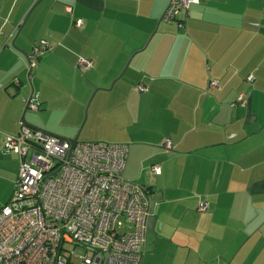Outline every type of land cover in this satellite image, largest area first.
I'll return each instance as SVG.
<instances>
[{"label":"crops","instance_id":"0c3cea01","mask_svg":"<svg viewBox=\"0 0 264 264\" xmlns=\"http://www.w3.org/2000/svg\"><path fill=\"white\" fill-rule=\"evenodd\" d=\"M167 4L0 0V207L19 166L5 137L24 117L128 145L123 175L159 198L138 264H264V0H200L182 27L161 20Z\"/></svg>","mask_w":264,"mask_h":264},{"label":"built area","instance_id":"2783aa9c","mask_svg":"<svg viewBox=\"0 0 264 264\" xmlns=\"http://www.w3.org/2000/svg\"><path fill=\"white\" fill-rule=\"evenodd\" d=\"M200 0H168L161 20L183 21ZM70 11V8H67ZM77 27L81 20L74 23ZM51 50L41 39L28 54L30 74ZM76 66L92 62L79 57ZM252 77L249 76L248 79ZM211 88L218 82L211 80ZM140 91L146 87L139 84ZM240 92L232 105H246ZM32 99L26 108L36 109ZM4 147L19 157L17 179L0 207V264H138L145 245L150 196L148 188L123 175L126 143L78 141L20 124L6 135ZM164 147L171 148L170 141ZM150 172H160L158 164ZM206 208L200 203L199 210ZM80 250V253H76Z\"/></svg>","mask_w":264,"mask_h":264},{"label":"water","instance_id":"95a60500","mask_svg":"<svg viewBox=\"0 0 264 264\" xmlns=\"http://www.w3.org/2000/svg\"><path fill=\"white\" fill-rule=\"evenodd\" d=\"M22 122H23L25 125H27L28 127H30V128L38 129V130H42V129H40V128H38V127L32 125V124L27 123V122L25 121L24 117H22ZM42 131L45 132V133H48V134L56 135V134H54V133H51V132H48V131H45V130H42ZM56 136H58V135H56ZM59 137H61V136H59ZM62 138H64V137H62ZM67 140L71 143V145H74L75 143L78 142V134H76V136L73 137V138H67ZM158 199H159V198H158L156 195L153 196V197H150L149 217H148V221H147V230H148V231H152V230H153L152 227H153V224H154V218H155V216L153 215V214H154V205H155V203L158 201Z\"/></svg>","mask_w":264,"mask_h":264},{"label":"rangeland","instance_id":"374dc122","mask_svg":"<svg viewBox=\"0 0 264 264\" xmlns=\"http://www.w3.org/2000/svg\"><path fill=\"white\" fill-rule=\"evenodd\" d=\"M86 120H87V116H86ZM86 120H85V122H86ZM85 122H84V124H85ZM84 124H83V126H84ZM83 128V127H82ZM78 141H81V134L79 133V135H78ZM81 251L80 250H77L76 251V253H80Z\"/></svg>","mask_w":264,"mask_h":264}]
</instances>
